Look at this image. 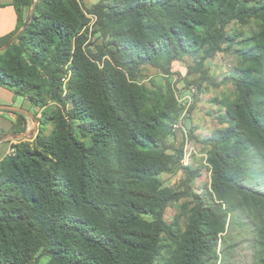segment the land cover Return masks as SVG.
<instances>
[{
    "label": "trees",
    "instance_id": "trees-1",
    "mask_svg": "<svg viewBox=\"0 0 264 264\" xmlns=\"http://www.w3.org/2000/svg\"><path fill=\"white\" fill-rule=\"evenodd\" d=\"M32 3L14 0L17 27L0 47ZM84 11L96 17L98 58L111 70L83 50ZM246 16L264 21V0L35 2L18 43L0 52V85L36 107L47 106L46 96L63 110L64 100L72 105L44 112L51 131L38 119L32 143L19 140L0 160V264H212L229 214L264 208V40L249 43L253 65L228 78L239 96L219 116L227 125L207 138L211 191L191 192L195 171H185L196 205L184 230L163 220L177 195L156 177L175 163L162 138L170 112L143 105L132 81L142 64L166 70L185 56L200 61L221 51L232 39L225 25ZM163 237L173 247L166 259Z\"/></svg>",
    "mask_w": 264,
    "mask_h": 264
},
{
    "label": "rangeland",
    "instance_id": "rangeland-1",
    "mask_svg": "<svg viewBox=\"0 0 264 264\" xmlns=\"http://www.w3.org/2000/svg\"><path fill=\"white\" fill-rule=\"evenodd\" d=\"M99 1L101 0H80L85 8H90ZM242 1L248 5L256 2ZM29 11L25 10V21ZM84 14L87 22L82 34L83 50L98 68L111 70L108 66L110 61H106L105 55L98 58V46L103 44V38L96 24V17L86 11ZM225 32L232 39L222 44L221 51L200 61L185 56L181 60L173 61L166 70L142 64L137 78L132 81L133 90L141 97L143 105H156L163 109V112L167 113V109L170 112L164 120L162 138L167 147H171L166 153L173 155L175 163L171 171L162 172L156 177L161 188H167L177 195L176 199L165 207L163 220L166 223L176 220L183 230L196 205L193 197L187 194L188 191L197 194L211 191L213 166L209 162L211 147L207 138L217 129L227 125L219 120V116L225 114L227 103L234 102L239 96L238 89L228 78L253 65L245 54L253 39L264 40V21L253 16H246L243 21L233 19L225 25ZM17 37L13 42L18 43ZM67 69L68 66L65 71ZM69 76L64 74L61 80L63 89ZM62 96L64 97L63 93ZM46 98L48 101L44 108L33 106L30 102L29 104L21 96L12 101L13 106L30 111L37 120L32 137L24 138L21 142L32 143L38 126L41 127L38 119H46L45 132L51 131L52 125L47 117H44V112L49 115L51 110H63L61 104L48 96ZM64 101L65 110H68L72 102ZM6 125L8 124L5 121H0V128ZM17 143L20 145L19 141ZM186 169L195 171L187 183L189 190L185 186ZM143 217L146 220L151 219L149 215ZM163 239L161 255L166 259L173 247L167 238ZM209 261L212 264H264V208L241 205L229 214ZM46 262L47 258H41L38 264Z\"/></svg>",
    "mask_w": 264,
    "mask_h": 264
},
{
    "label": "crops",
    "instance_id": "crops-1",
    "mask_svg": "<svg viewBox=\"0 0 264 264\" xmlns=\"http://www.w3.org/2000/svg\"><path fill=\"white\" fill-rule=\"evenodd\" d=\"M13 2L14 0H0V37L13 32L17 27V14ZM16 97L17 95L11 88L0 85V105L13 106L12 101ZM25 101L29 103L27 99ZM19 114L23 116H19ZM0 121H5L8 124L6 127L0 128V136L7 133L30 134L34 127L33 120L27 114L3 109H0ZM19 140L22 139L6 138L0 140V160L13 151V146Z\"/></svg>",
    "mask_w": 264,
    "mask_h": 264
},
{
    "label": "water",
    "instance_id": "water-1",
    "mask_svg": "<svg viewBox=\"0 0 264 264\" xmlns=\"http://www.w3.org/2000/svg\"><path fill=\"white\" fill-rule=\"evenodd\" d=\"M35 1V0H33ZM34 5H35V2L32 3V6L30 8V11H29V14H28V17L26 19V22L24 23L23 27L21 29H19L18 31H16L12 37L7 41V43L0 47V52L5 50L12 42L13 40L18 36V34L20 33V31L28 24L32 14H33V10H34ZM0 109H3V110H7V111H13V112H18V113H24V114H27L31 117V119L33 120V123H34V127H33V131L36 129V123H37V120L36 118L34 117V115L22 108V107H16V106H11V105H0ZM33 131L30 133V134H26V133H7V134H4V135H1L0 136V140L2 139H6V138H19V139H24V138H31L32 135H33Z\"/></svg>",
    "mask_w": 264,
    "mask_h": 264
}]
</instances>
